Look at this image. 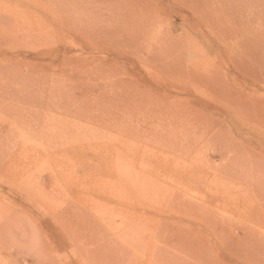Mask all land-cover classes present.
<instances>
[{
  "label": "rangeland",
  "instance_id": "1",
  "mask_svg": "<svg viewBox=\"0 0 264 264\" xmlns=\"http://www.w3.org/2000/svg\"><path fill=\"white\" fill-rule=\"evenodd\" d=\"M257 2L0 0V264H264Z\"/></svg>",
  "mask_w": 264,
  "mask_h": 264
},
{
  "label": "bare ground",
  "instance_id": "2",
  "mask_svg": "<svg viewBox=\"0 0 264 264\" xmlns=\"http://www.w3.org/2000/svg\"><path fill=\"white\" fill-rule=\"evenodd\" d=\"M253 1H255V2H257L256 0H253ZM259 1H260V3H261V5L264 7V0H258V2L256 3L257 5L259 4ZM254 7V6H253ZM258 8V7H257ZM264 9V8H263ZM250 13V12H249ZM118 14V13H117ZM247 15V14H246ZM251 17V16H250ZM249 17V19H251ZM247 22H248V19H247ZM116 23V22H115ZM109 27V26H108ZM97 41V40H96ZM90 42V41H89ZM94 42V41H93ZM73 43V42H72ZM91 43V42H90ZM95 44L93 45V46H98V47H100L101 45H102V43H99V42H94ZM74 44H76V42L74 43ZM80 43H77L76 45H74V47H75V49L77 48V49H80L79 51H80V53H77V55H74L73 54V48H71L70 46H64V47H62L61 48V58L59 59V62L57 63V64H61L62 63V61L64 60V58H66V57H68V58H71V57H81V55H83V52H82V48H85V50H86V52H84V53H93V51L91 50V49H89V47H81L82 46V44H81V46L79 45ZM101 44V45H100ZM79 47H81V48H79ZM98 47H96V48H98ZM84 50V49H83ZM92 51V52H91ZM101 53V52H100ZM93 54H95V53H93ZM87 55V54H86ZM88 55H90L91 56V54H88ZM3 56V55H2ZM1 56V57H2ZM89 56V57H90ZM76 57V58H77ZM86 58H87V56H85ZM95 57V56H94ZM228 57H229V59H230V61L231 62H236L237 61V59L238 60H240V56L239 55H237V53H235V52H233V51H230L229 53H228ZM78 58V59H79ZM92 58V57H91ZM119 58H121V57H119ZM104 59H105V57H104ZM94 59H92L91 61L92 62H94L93 61ZM100 61V60H99ZM98 61V62H99ZM107 61V60H106ZM90 62V61H89ZM238 62V61H237ZM91 63V62H90ZM88 64V63H87ZM109 65V64H108ZM238 65V64H237ZM82 66V65H81ZM242 68H245L243 65H240ZM108 67V66H107ZM101 69V68H100ZM97 70V69H96ZM107 70V69H106ZM80 72V71H79ZM41 74V76L43 75V72H41L40 73ZM98 74H100V73H98ZM105 74V73H104ZM110 74V73H109ZM57 75V73L56 72H51L50 74H49V76L46 78V81H51V84L54 82V79H55V76ZM78 75H80V73H78ZM95 76V75H94ZM106 76H108V75H106ZM110 77V76H109ZM237 77V76H236ZM2 77L0 76V79H1ZM107 78V77H106ZM117 78V77H116ZM248 78H251V77H248ZM117 80V79H116ZM245 80V79H244ZM101 81V80H100ZM104 81V80H103ZM56 82V81H55ZM55 82H54V84H55ZM95 82V81H94ZM85 83V82H84ZM102 83V82H101ZM113 83V82H112ZM95 84V83H94ZM245 84V83H244ZM124 85V84H123ZM52 86H54L53 84H52ZM56 86V85H55ZM74 86H75V84H74ZM86 86H88V85H86ZM243 87V86H242ZM98 88V87H97ZM117 88V87H116ZM118 88H119V86H118ZM110 89V88H109ZM112 89V88H111ZM110 89V90H111ZM115 89V88H114ZM121 89V88H120ZM255 89V88H254ZM78 90V89H77ZM118 90V89H117ZM242 90V89H241ZM240 90V91H241ZM113 91V90H112ZM72 92V91H71ZM110 92V91H109ZM118 92V91H117ZM242 92V91H241ZM86 93V92H85ZM110 94V93H109ZM250 94V93H249ZM248 94V95H249ZM111 95V94H110ZM109 95V96H110ZM247 94H245V96H246ZM251 95V94H250ZM108 96V95H107ZM91 97V96H90ZM98 98V97H97ZM53 99V98H52ZM70 99V98H69ZM250 99H252V97L250 96ZM60 100V99H59ZM56 102V101H55ZM96 102V101H95ZM251 102V101H250ZM94 103V102H93ZM57 104V103H56ZM95 104V103H94ZM136 104V103H135ZM245 105H246V103H244ZM251 104L254 106L253 108H254V112H256V113H264V101L263 100H261L260 102H251ZM106 105H108V104H106ZM54 106V105H53ZM110 106V105H109ZM134 106V105H133ZM55 107V106H54ZM248 107V106H247ZM50 109V108H49ZM252 109V108H251ZM94 110V109H93ZM253 110V109H252ZM39 111V110H38ZM65 111V110H64ZM95 111V110H94ZM97 112H98V110H97ZM104 112V111H103ZM94 113V112H93ZM106 115V114H105ZM104 115V116H105ZM27 116V115H26ZM37 117V116H36ZM172 117V116H171ZM174 118H176V117H174ZM173 118V119H174ZM37 119V118H36ZM34 121V120H33ZM104 121V120H103ZM29 122V121H28ZM34 124V123H33ZM182 124H180L179 123V127H182L181 126ZM183 128V132L184 133H182V135H181V132H180V130H181V128H180V130H179V133H180V136H181V138H182V140H184L185 142H186V144L187 145H191L190 143H188L192 138H191V136L186 132V131H184V127H182ZM186 129V128H185ZM179 133H178V135H179ZM118 136V135H117ZM121 136H123V135H121ZM110 139V138H109ZM4 147V146H3ZM182 148H187L185 145H183V146H180V149H182ZM3 150H5L7 153H10L9 152V150H7V149H3ZM12 152V151H11ZM3 154L5 155V152H2V151H0V155H2L1 157H3ZM233 156V155H232ZM0 157V158H1ZM251 159V158H250ZM249 159V160H250ZM7 160V159H6ZM5 160V161H6ZM256 161L258 162L257 164H259V162L261 161H259V160H257L256 159ZM207 162V161H206ZM263 162V161H262ZM2 163V162H1ZM247 163H248V161H247ZM250 163H251V165H252V160L250 161ZM253 163H255V162H253ZM261 163V162H260ZM264 163V162H263ZM3 164H7V166H9L10 164L8 163V162H4ZM2 164V165H3ZM245 164V163H244ZM249 164V163H248ZM246 165V164H245ZM254 165V164H253ZM260 165V164H259ZM246 167H247V165H246ZM257 167H259V166H257ZM239 168H241V166L239 167ZM263 169V168H262ZM53 170V169H52ZM37 171V170H36ZM52 172V171H51ZM51 172H50V177L49 178H51L52 176H54V174L53 175H51ZM59 172V171H58ZM45 173V172H44ZM54 173V172H53ZM263 173V172H262ZM49 174V173H48ZM57 174V173H56ZM61 174V173H60ZM63 175V174H62ZM260 175V174H259ZM263 178H264V175L262 176ZM48 178V179H49ZM262 178V179H263ZM52 179V178H51ZM50 181V180H49ZM130 181V180H129ZM49 186V185H48ZM249 191V190H248ZM258 192V191H257ZM41 193V192H40ZM37 197H38V195H37ZM38 199V198H37ZM124 199V198H123ZM110 200V199H109ZM138 200V199H137ZM143 200V199H142ZM105 201V200H104ZM136 202V201H135ZM139 202V201H138ZM140 204V203H139ZM138 204V205H139ZM232 205V204H231ZM153 206V205H152ZM141 210H142V208H141ZM246 230V229H245ZM222 232V231H221ZM245 232V231H244ZM224 233V232H223ZM228 235V234H227ZM230 237V236H229ZM34 238L35 237H31V239L32 240H34ZM223 238V237H222ZM28 239L30 240V238L28 237ZM227 239L229 240V238L227 237ZM32 240H30V241H32ZM219 240V239H218ZM225 240V239H224ZM242 240V239H241ZM241 240H240V242H241ZM35 241V240H34ZM228 242V241H227ZM229 242H231L230 240H229ZM121 243V242H120ZM123 243V242H122ZM121 243V244H122ZM34 244H36V241L34 242ZM115 244H116V242H115ZM124 244V243H123ZM118 245V244H117ZM214 245V244H213ZM120 246V245H119ZM213 247V246H212ZM141 264V263H140Z\"/></svg>",
  "mask_w": 264,
  "mask_h": 264
}]
</instances>
